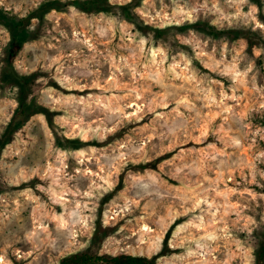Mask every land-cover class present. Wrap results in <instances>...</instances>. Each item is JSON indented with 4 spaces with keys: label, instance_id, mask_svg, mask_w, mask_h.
<instances>
[{
    "label": "rangeland",
    "instance_id": "1",
    "mask_svg": "<svg viewBox=\"0 0 264 264\" xmlns=\"http://www.w3.org/2000/svg\"><path fill=\"white\" fill-rule=\"evenodd\" d=\"M70 1L0 0L13 24L24 20L13 66L32 75L40 108L0 163V264H59L82 249L256 264L264 0H135L138 24ZM195 22L166 40L141 29ZM8 26L0 20V135L18 105Z\"/></svg>",
    "mask_w": 264,
    "mask_h": 264
},
{
    "label": "trees",
    "instance_id": "2",
    "mask_svg": "<svg viewBox=\"0 0 264 264\" xmlns=\"http://www.w3.org/2000/svg\"><path fill=\"white\" fill-rule=\"evenodd\" d=\"M55 1V0H54ZM75 4L82 11L88 14H96L100 12H111L114 8L120 9V12L129 18L131 21L138 24L134 8L138 6L135 0L127 4H113L110 0H71L66 4ZM49 5L48 9H56L58 5L57 2L47 1L44 3ZM35 16L30 14V17ZM12 19H17L12 17L7 12L0 9V20L4 21L9 25V29L13 34L11 47L9 50V64L5 68L7 74V80L17 87V101L18 105L14 110L13 114L10 116L6 123L3 133L0 135V163L5 148L10 144L18 135L22 127L32 118V116L40 112V108H36L34 101L30 100L32 94V75L19 73L13 66V62L17 56V53L21 47V40L19 38L20 30L19 28L24 25V20L19 19L16 24H13ZM14 20V21H15ZM198 22L195 23H185V24H174L166 27H154L150 25H144L141 29L149 28L152 30L153 35L156 38L169 39L170 33L173 30H184L188 27H198ZM212 29V28H211ZM210 30V28H209ZM210 31H215L214 29ZM229 34L233 35L235 30H228ZM264 42V41H263ZM12 64V65H11ZM10 67H12L10 69ZM170 154L163 155L160 159L167 158ZM95 242H97L98 235L95 236ZM59 264H157L156 257H149L146 255H137L130 253H100L93 251L92 249H82L74 251L64 255ZM256 264H264V237L256 250Z\"/></svg>",
    "mask_w": 264,
    "mask_h": 264
}]
</instances>
